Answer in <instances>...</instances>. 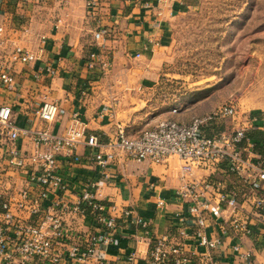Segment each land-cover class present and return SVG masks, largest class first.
Segmentation results:
<instances>
[{"label": "crops", "instance_id": "crops-1", "mask_svg": "<svg viewBox=\"0 0 264 264\" xmlns=\"http://www.w3.org/2000/svg\"><path fill=\"white\" fill-rule=\"evenodd\" d=\"M98 1L92 9L87 0H3L0 21L9 40L6 52L15 43L33 52L43 48L36 63L14 65L18 89L0 94V105L13 107L19 125L33 126L31 111L46 94L59 105V120L51 125L54 132L64 134L72 114L78 112L88 123V134L107 143L121 125L146 119L152 103L158 101L157 96L150 97L160 91V67L153 65L167 58L177 24L187 11L196 8L197 0ZM102 28L109 33L96 40L95 33ZM91 55H95L92 69L87 66ZM134 60L140 65L133 67ZM105 63L110 64L108 70L103 68ZM48 67H52V75L47 73ZM170 101L162 104L163 120L189 122L197 116L191 109L172 114L175 106ZM252 117L255 123L249 136L256 144V156L264 158V117ZM92 152L96 151L80 146L76 157L61 161V173L72 187L73 201L87 185L97 182L100 200L115 205L116 241L102 246L98 256L108 264H153L150 253L156 240L175 235L181 225L178 215L186 214L185 206L175 196L180 186L179 161L157 165L120 158L111 165L110 179L103 181L101 169L90 159ZM214 178L244 190L235 176L218 172ZM159 198L168 203L163 209L157 207ZM50 205L46 202L44 206ZM228 216L223 212L208 218V232L223 241L217 260L221 264H264V234H259L256 227L249 236L236 237L231 229L224 233ZM138 217L149 222L147 231L137 225ZM64 220L72 240L83 234H101L102 227L92 216H65ZM184 227L189 234L194 230L191 220ZM238 242L240 253L233 250ZM186 243L192 264H208L206 258L211 253L195 247L191 239ZM241 254L248 256L243 258Z\"/></svg>", "mask_w": 264, "mask_h": 264}, {"label": "built area", "instance_id": "built-area-1", "mask_svg": "<svg viewBox=\"0 0 264 264\" xmlns=\"http://www.w3.org/2000/svg\"><path fill=\"white\" fill-rule=\"evenodd\" d=\"M98 3L87 0L92 9ZM108 33L102 28L95 39ZM8 41L0 21V52L4 53H0V94L18 89L15 64L36 63L43 53L42 47L33 52L16 43L6 52ZM87 66L95 67V55ZM103 68L108 70L110 64L105 63ZM47 73L52 75V67ZM41 98L31 111L33 126L19 125L13 107L0 105V264H108L98 252L104 245L115 244V205L100 200L97 182L87 185L73 201L72 187L61 173V161L76 157L80 146L96 151L90 159L101 169L103 181L110 179L111 165L120 158L157 165L179 161L180 186L175 196L185 206L186 214L178 215L181 225L175 235L156 240L150 253L153 264H192L188 239L211 253L206 258L208 264H221L216 256L223 241L208 232V218L223 212L229 215L224 233L231 229L236 237L249 236L256 227L259 234H264V158L256 156V144L249 136L255 119L241 117L235 104L220 106L189 122L162 120L136 137L118 127L114 137L102 143L88 134V123L78 112L72 114L64 134L54 132L51 125L59 120V105L46 94ZM178 112V108L172 110V114ZM225 122L233 127L219 130L217 127ZM218 172L235 176L244 190L215 180ZM46 202L51 205L45 208ZM167 204L165 199L157 200L159 209ZM77 215L95 218L102 227L101 234H83L72 240L64 219ZM189 220L194 226L191 234L184 227ZM136 223L148 230L149 222L142 217ZM233 250L240 253L241 243H236Z\"/></svg>", "mask_w": 264, "mask_h": 264}, {"label": "rangeland", "instance_id": "rangeland-1", "mask_svg": "<svg viewBox=\"0 0 264 264\" xmlns=\"http://www.w3.org/2000/svg\"><path fill=\"white\" fill-rule=\"evenodd\" d=\"M153 66L160 67V91L150 97L158 101L140 123L121 125L128 136L162 121L168 99L197 116L233 103L241 117H264V0H197L177 24L169 55Z\"/></svg>", "mask_w": 264, "mask_h": 264}]
</instances>
